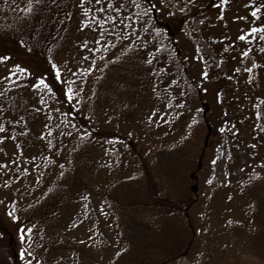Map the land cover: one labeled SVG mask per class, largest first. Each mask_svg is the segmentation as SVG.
<instances>
[{"label": "rangeland", "instance_id": "obj_1", "mask_svg": "<svg viewBox=\"0 0 264 264\" xmlns=\"http://www.w3.org/2000/svg\"><path fill=\"white\" fill-rule=\"evenodd\" d=\"M187 1L111 0L109 6L108 0H100L98 4L94 0H85L83 4L80 0H74V14L69 28L73 34L78 29L82 31L83 49L89 48L88 52H94V55L98 49L95 45L98 44L96 39L101 38L105 44V31L111 36V32L116 29L117 32L113 31L112 36L115 39L118 37L120 43L113 48L108 47L107 50L111 51L108 57L122 55L128 50V45L130 49L131 42L138 39L141 45L139 53L143 61L151 60L157 64L158 69L163 70V76H159L156 83L150 81L152 84L148 85L153 95L139 99L140 105L136 115L126 120L119 131L133 138L137 146L141 147L147 168L151 170V161H154L155 168H152L154 174H151L152 179L150 178L156 186L153 191L161 197L187 199L183 207L197 234L186 254L176 257L169 264H264L263 256L245 247L252 228L250 223L261 222L258 219L242 223V219H245L244 210L251 200L245 193L239 191L244 186L249 187L252 179L258 180L256 175L260 176L264 189V168L262 172L260 170L264 167V99L261 98L262 85L255 78L254 56H257V53L251 52L249 55L236 53L235 68L244 82L243 85L239 84L238 80L235 81L233 72L229 73L201 33L196 13L202 8V0ZM215 1L223 6L226 0ZM228 1L232 4L225 11L230 12L240 7L238 17L247 15L246 9L250 10L254 6L252 0ZM261 3H264V0H261ZM12 5L14 10L25 11L24 0H14ZM85 13L89 17L86 24L83 20ZM178 16H185V20L179 31L171 35L169 30L172 28V18ZM243 24L254 26L258 32V23L253 25L248 18L243 23L237 21L236 24H231L230 30H234L233 37L239 42L233 45V49L238 51L250 45L249 40H240ZM230 46L226 44L227 49ZM253 50L258 51V47L253 46ZM234 53L231 52L233 59ZM63 58L64 56L58 61ZM100 62L103 65L102 60ZM15 64L12 63L8 71L2 69L5 73H2L1 77H4L5 82L12 80L9 83L11 84L17 78L23 82H30L29 86H26L29 93L24 94L31 106L30 111H38L39 119L45 114L57 116L60 112L51 102V91L41 87L38 79L31 76L29 71H19L15 68L13 66ZM13 73L15 75H12ZM4 79H0V86ZM33 84L36 86L33 87ZM112 89L115 92L116 86L113 85ZM106 101V97H101L97 104L99 110H95L101 117L99 127L95 126L90 113L81 112V115L85 116L86 121L93 127L112 134L110 132L113 129L112 122L124 121L118 118L116 104L113 106L111 102ZM137 119H141L142 122L139 123ZM108 120L110 122L107 123ZM72 123L77 125L74 119ZM68 129L69 126L64 128L65 131ZM70 130L69 133L60 134L64 131L57 124V128H51L49 132L52 136L58 135L63 139L74 133L77 128ZM106 137L108 136H104V139L102 136L97 137L100 147L89 152L91 162L87 167L93 168L82 172L87 187L80 189L83 199L79 198V201L71 203L70 207L68 205L65 212L61 210L59 217L62 216L63 220L54 223L57 224V229L62 230L60 239L76 243L77 255L86 264H106L121 247L107 195H114L117 184L131 176H141L139 179L145 182V175L140 171L141 164L126 146L119 148L116 144L113 146V150H117L118 153L115 156L119 159L117 168L108 171L101 165L105 160L101 153L112 145ZM72 144L74 143L69 142V145ZM176 146L184 148L183 153L186 157L183 155L182 159L189 163L187 177L184 179L185 185L179 183V177L174 179V184L171 183L173 175H170L171 168L168 163L165 164V161L158 163L153 158L161 148L167 151ZM27 149H29H25L27 152L38 151V147ZM1 151H6L18 159L23 155V151L18 149L15 143L8 144L6 140L0 144ZM38 154L41 156V150ZM180 160L175 162L176 165ZM97 163L96 168L93 165ZM58 170L57 165L53 175L55 172L58 173ZM33 185L40 187V190L34 191ZM182 185L192 191L193 187L196 189L191 193H181L179 187L182 188ZM12 188L16 193L26 197L18 194L8 197L9 191H3L5 199L0 196V224L9 228L10 236L13 238L12 247L18 250L22 264H47L38 260L44 245L34 248L41 239L51 241V223H47L49 230L44 234L36 225H26V232H23L19 231V226H14L18 221L11 218L14 216L13 208L16 212L29 211V203H33L38 195L44 193L47 182L27 180L13 184ZM8 199H11L13 208L8 207L10 204L7 202ZM139 209L136 214L141 220H149L155 224L164 223L166 229L172 226L175 230L178 226V213H167L161 207L140 206ZM52 228L56 230L55 227ZM256 228L255 236L261 231L262 225ZM44 258L48 261L51 259L50 251Z\"/></svg>", "mask_w": 264, "mask_h": 264}, {"label": "trees", "instance_id": "obj_2", "mask_svg": "<svg viewBox=\"0 0 264 264\" xmlns=\"http://www.w3.org/2000/svg\"><path fill=\"white\" fill-rule=\"evenodd\" d=\"M24 1L25 8H27L29 0ZM252 2L254 6L250 10L246 9L247 15L242 17L237 15L240 7L230 12L225 11L232 4L228 0L223 2V6L217 4L215 0H202V8L196 14L205 41L217 53L229 73L233 72L235 81L238 80L239 84L243 85L244 82L235 68L236 53L242 55L257 53V56H254L255 78L262 85L261 98L263 100L264 3H261V0H252ZM187 3L191 7L188 1ZM12 4L14 0H0V55L9 57L6 61H0V77L5 70L8 71L12 67V63L19 64L24 69L28 68L27 71L35 79L42 78L47 82L51 88V102L60 112L57 116L45 114L39 119L38 111H30L31 106L24 96L29 93V88L26 87L29 86L28 81L23 82L17 78L9 84L12 80L7 83L4 79L0 86V144L6 140L8 144L15 143L16 147L23 151L19 159L6 151L0 152V196L5 199L3 191H9L8 197L16 194L26 197V195L16 193L12 188L17 182L22 183L27 180L34 182V179L41 183L45 180L47 182L44 193L38 195L33 203H29V211L16 212L11 205V199L7 200L10 203L7 204L8 207H12L14 211L15 219L11 218L18 221L14 226H19V231L26 232L28 225H36L42 229V234H44L49 230L47 223H51V241L41 239L34 248L44 245L38 260L42 263L47 262V264H86L77 255L76 243L72 244L70 241L66 242V239H60L62 230L57 229V224L54 223L57 220H63L62 216L59 217L61 210L65 212L68 205L70 207L71 203L79 201V198L83 199L80 189H87V187L82 172L93 168L92 166L87 167L91 162L89 152L100 147L96 140L97 137L102 136L104 139V136H108L106 138L112 145L102 150L101 155L105 160L101 165L108 171L117 168L119 159L115 156L118 153L117 150H113V146L115 144L118 148L126 146L141 164L140 171L145 175V182L139 179L141 176H131L117 184L114 195H107L108 206L113 213V223L117 227L121 247L106 264H169L176 257L185 255L197 234L183 207L187 199L179 200L172 196L161 197L155 193L153 189L156 186L150 180L151 174H154L152 169L155 168L154 161H151V170L147 168V161L142 154L141 147L137 146L133 138L119 131L126 120L136 115L140 105L138 104L139 99L153 95L148 85L152 84L150 81L156 83L157 78L163 76V70L158 69L157 64L151 60L143 61L139 53L141 45L138 39L132 41L131 48L129 49L128 45V50H125L122 55L108 57L107 55L111 53L107 50L108 47L113 48L120 43L118 37L115 39L112 36L113 31L117 32L116 29L111 32V36L105 31V44L101 38L96 39L98 44L95 45L98 49L97 51H95L96 47L92 49L96 55L94 52L89 53V48L84 50V44L81 42L82 31L78 29L73 34L69 28L74 14V0H31L32 10L30 12L14 10ZM247 18L253 25L258 23V32L254 26L243 24L241 28L243 32H240L239 37L240 40H249L250 45L238 51L233 49V45L239 42L233 37L234 30H230V25L236 24L237 21L243 23ZM83 20L85 24L89 22L87 13L83 15ZM184 20L185 16L173 17L169 34H176ZM220 40H225V42ZM226 44L231 46L227 49ZM253 46H257L258 51H254ZM232 51L235 52L234 59L231 55ZM63 56L64 58L58 61ZM53 63L60 70L59 79H57L56 69L52 68ZM113 85L116 86L115 92L112 89ZM68 87L72 88L71 100L67 95ZM131 87L134 88L131 90L129 89ZM126 88L129 91H126ZM101 97H106V102H111L113 106L116 104L118 118L124 121L122 123L118 120L112 122L114 129L110 131L112 134L93 127L86 121V117L81 115V112L90 113L95 126L99 127L101 117L95 110H99L97 104ZM72 119L77 122V125L72 123ZM137 120L139 123L142 122L141 119ZM57 124L64 131L60 134L69 133L74 127L77 130L61 139L62 137L52 136L49 132L51 128L56 129ZM67 126L70 129L65 131L64 128L66 129ZM42 129L47 131L42 132ZM49 135H51V140ZM69 142L74 144L69 145ZM31 147H38V151L41 150V156L38 151L37 153L26 151ZM162 149L157 151L153 158L158 163L160 161L168 163L171 168L170 175H173V179L170 178L171 183L174 184V179L179 177V183L185 185L184 179L187 177L189 163L182 159L183 155L186 157L183 153L184 148L176 146L167 151ZM178 159L181 160L176 165L175 162ZM57 165L59 166L58 173L55 172L53 175ZM97 165L98 163L93 166L97 168ZM263 168L260 169L261 172ZM193 176L191 173V177ZM255 177L258 180L252 179L249 187L244 186L242 190L239 189L251 200L244 210L245 219H242V223H250L258 219L261 222L250 223L252 228L245 247L264 258V189L260 176ZM32 187L34 191L40 190V187L35 185ZM179 191L191 193L195 190L192 191L187 186H183L179 187ZM140 206L161 207L167 213H178V226L175 230L172 226L166 229L164 223L155 224L149 220H141L136 214ZM259 225H262V229L255 236L254 229ZM52 227H55L57 231ZM9 231V228L0 224V264H22L18 250L12 247L13 238ZM48 251L51 255L49 261L44 258Z\"/></svg>", "mask_w": 264, "mask_h": 264}, {"label": "snow or ice", "instance_id": "obj_3", "mask_svg": "<svg viewBox=\"0 0 264 264\" xmlns=\"http://www.w3.org/2000/svg\"><path fill=\"white\" fill-rule=\"evenodd\" d=\"M85 2V0H80V3L83 4ZM95 3H99L100 0H94ZM108 4L109 6H111V0H108ZM26 12H30L32 10V4H31V0H29V5L27 8L24 9ZM9 57L8 56H5V55H0V61H6L8 60ZM15 68H17L19 71H24V72H27V69H23L21 68V65L19 64H15L13 65ZM52 68L53 69H56V74H57V79L60 78V70L58 69L57 65L56 64H52ZM12 75H15V73H13ZM0 79H4V77H0ZM38 83L40 85H42L43 87H45L46 89H48L49 91H51V88H49L48 84L42 79V78H39L38 79ZM33 87H35L36 85L33 84L32 85ZM71 93H72V88L71 87H68L67 88V95H68V99H72V96H71ZM15 219V217H13Z\"/></svg>", "mask_w": 264, "mask_h": 264}]
</instances>
